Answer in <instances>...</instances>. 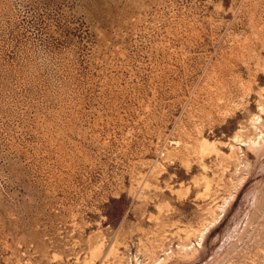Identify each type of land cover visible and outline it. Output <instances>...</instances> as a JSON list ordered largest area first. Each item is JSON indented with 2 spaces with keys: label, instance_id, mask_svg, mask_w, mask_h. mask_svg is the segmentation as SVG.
Wrapping results in <instances>:
<instances>
[{
  "label": "rangeland",
  "instance_id": "374dc122",
  "mask_svg": "<svg viewBox=\"0 0 264 264\" xmlns=\"http://www.w3.org/2000/svg\"><path fill=\"white\" fill-rule=\"evenodd\" d=\"M263 132L264 0H0V264H264Z\"/></svg>",
  "mask_w": 264,
  "mask_h": 264
},
{
  "label": "bare ground",
  "instance_id": "6f19581e",
  "mask_svg": "<svg viewBox=\"0 0 264 264\" xmlns=\"http://www.w3.org/2000/svg\"><path fill=\"white\" fill-rule=\"evenodd\" d=\"M257 118H259V117L257 116L256 119H257ZM263 134H264V132H263ZM201 238H202V237H201Z\"/></svg>",
  "mask_w": 264,
  "mask_h": 264
}]
</instances>
